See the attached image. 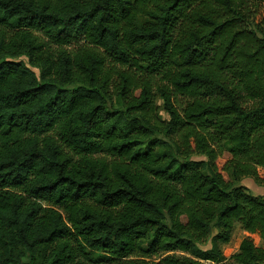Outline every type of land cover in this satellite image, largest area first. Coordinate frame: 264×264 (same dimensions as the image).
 Masks as SVG:
<instances>
[{"label": "trees", "instance_id": "trees-1", "mask_svg": "<svg viewBox=\"0 0 264 264\" xmlns=\"http://www.w3.org/2000/svg\"><path fill=\"white\" fill-rule=\"evenodd\" d=\"M246 178L264 0H0V264H264Z\"/></svg>", "mask_w": 264, "mask_h": 264}, {"label": "rangeland", "instance_id": "rangeland-1", "mask_svg": "<svg viewBox=\"0 0 264 264\" xmlns=\"http://www.w3.org/2000/svg\"><path fill=\"white\" fill-rule=\"evenodd\" d=\"M158 105L160 106V112L159 113H160L161 118L163 120H166V121L169 120V115L163 109V101L158 99ZM240 183L242 185L248 187L253 195H256V196H263L264 195V188L256 185L252 179L246 178V179L241 180ZM248 236H249V234L246 233L241 228L240 225H237L235 230H234L231 242L229 244H225L222 246L224 254L227 257H231L232 255L236 254L239 251V247H240L241 242L243 241V239H245ZM253 238H254V241H255L257 246L264 247V241H262L258 237L253 236ZM177 254L180 255V253H177Z\"/></svg>", "mask_w": 264, "mask_h": 264}]
</instances>
